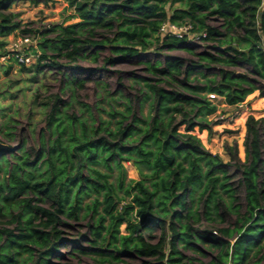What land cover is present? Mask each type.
I'll use <instances>...</instances> for the list:
<instances>
[{
  "label": "trees",
  "instance_id": "obj_1",
  "mask_svg": "<svg viewBox=\"0 0 264 264\" xmlns=\"http://www.w3.org/2000/svg\"><path fill=\"white\" fill-rule=\"evenodd\" d=\"M14 1L0 0V57L10 54L5 38L20 27L8 8ZM63 1L78 21L56 24L41 34L39 53L34 54L37 70L57 66L59 58L71 67L80 59L96 61L95 52L102 47L112 54L103 58V64L162 47L172 49L193 37L200 38L205 50L185 48L195 58L188 64L177 57L146 62L156 77L142 79L148 91L141 99L151 100L146 117L139 118L128 104L123 111L107 112L111 120L90 123L83 114L89 112L85 103L76 102L80 114L73 112V89L83 82L75 83V77L66 80L64 88L74 86L71 98L53 96L47 134L35 146H26L23 139L10 159L0 156V264H50L62 239L63 216L78 219L83 196L89 193L94 194L87 206L93 212L90 246L101 254L100 245L112 248L118 253L110 254L115 260L133 252L155 260L146 264H187L177 243L190 246L199 240L217 250L211 264H264L263 118L249 115L245 120L244 162L237 159L236 146L227 148L239 176L235 187L229 183V164L205 150L195 135V130L211 131L207 118L217 107L208 94L231 108L254 92L264 98V0ZM213 17L221 20L219 26L209 23ZM163 25L188 26V32L176 37L162 32ZM50 32L55 34L52 39L45 36ZM242 65L250 68L247 73L232 70ZM199 68L215 74L204 84L193 85L190 76ZM244 118L245 113L240 123ZM124 162L135 167L137 180L125 183ZM101 166L118 170L116 185ZM198 187L208 219L210 202L220 199V191L229 198L226 208L235 214L234 226L218 229L219 236L212 230L199 232L188 222L194 211L187 201L193 202ZM237 189L244 194L243 212ZM118 190L130 197L128 203ZM121 224L124 235L119 234Z\"/></svg>",
  "mask_w": 264,
  "mask_h": 264
},
{
  "label": "rangeland",
  "instance_id": "obj_2",
  "mask_svg": "<svg viewBox=\"0 0 264 264\" xmlns=\"http://www.w3.org/2000/svg\"><path fill=\"white\" fill-rule=\"evenodd\" d=\"M8 8L17 15L16 19L20 27L6 36V49L10 54L0 57V142L17 146L14 150L16 153L19 152V144L23 139L27 142L26 146H35L41 135L47 134L46 116L49 112V102L52 101L54 95H58L65 101L71 98V85L67 84L64 88L66 80L75 77V83L79 80L83 82L81 88L71 86V88L74 87L72 97L75 107L73 112L77 115L80 114V106L76 102L85 103L89 107V112L84 111L83 114L90 123L92 119H95L97 123L99 120H111L107 112L123 111L128 104L139 118L146 117L149 115L151 100L149 98L141 99L142 94L148 91L142 79H156L154 75L148 72L146 62L155 64L156 62H163L167 58L177 57L184 64H188V60H194L195 58L185 48L191 47L197 51L205 50L204 43L198 45L183 43L172 49L162 47L155 52L148 51L137 57L122 59L113 64H103V58L112 54L108 48L102 47L95 52L97 55L96 61H91V58L80 59L75 67H71L65 65L64 59L59 58L57 66H44L37 70L33 65L36 62L35 56L29 57V61L33 62L30 63L31 65H19L13 61L11 53L15 52L20 56H23L24 52L28 54L39 53L38 41L41 34H44L46 30L56 24H69L78 21V19L72 17V14H74L73 9L68 8L67 3L63 0H16ZM209 23L219 26L221 20L213 17L209 19ZM21 30H32L34 34H23ZM54 35L53 32L45 34L49 39H52ZM24 36L29 37L27 43L24 41L23 43L19 42ZM89 52H94V49ZM48 54H52V52L48 51ZM223 69L229 68L223 67ZM249 69L248 66L243 65L232 68L238 73H247ZM214 74L215 71H206L199 68L190 76V82L193 85H202L206 82V79L211 78ZM181 78L182 76H178L175 79L180 81ZM160 85L162 84L160 83ZM211 102L217 107L216 113L207 118L211 131L208 129L195 130V135L200 139L205 150L213 155H218L223 164H229L227 166L228 174L231 176L229 183L232 187H235L239 176L232 166L234 160L228 154L227 148L236 146L237 159L240 162L245 161V120L249 115L264 120V98L259 96V92H254L236 108L225 106L223 99L219 97ZM244 113L245 118L240 123V118ZM128 117L130 118L131 115ZM2 156L10 159V154ZM123 166L126 184L129 180L139 178L137 170L130 162H124ZM100 169L103 173L107 172L110 175L108 181L116 185L118 170L114 168L108 171L104 166H101ZM201 191V187H198L193 195V202L187 201L194 211L188 222L192 228L199 232L212 230L216 231L219 236L218 229L234 226L235 214L228 207L226 208L229 198L220 191V199L216 202H210L211 215L208 219L204 202L205 197L201 196ZM236 193L237 202L240 204L239 211L243 212L245 205L243 191L237 189ZM118 196H124L125 203L130 201V197L126 196L121 190H118ZM93 200L94 194L92 193L83 196L78 219L63 216L65 223L59 227L63 232L62 239L57 245L59 246L57 251L52 255L53 258H51L50 264L154 263V259L133 252L120 255V258L115 260L110 254L118 256V253L113 251L112 248L100 245V238L97 242L100 245L98 249H102V254L90 246L93 235L88 228V224L93 223L90 218L93 212L87 209V206H91ZM101 208V206L98 208L100 213H102ZM96 216L94 217L96 218ZM109 221V218H107L104 225L107 226ZM125 233V224H121L119 234L124 235ZM103 235L108 239L105 232H103ZM54 245L55 241L51 243V247ZM177 247L187 257V264H211L217 253V250L210 243L199 240L192 241L190 246L178 242ZM40 256L34 257L36 262H39L38 258ZM24 257H27V255H24ZM104 259L107 261H104ZM28 264H31V261Z\"/></svg>",
  "mask_w": 264,
  "mask_h": 264
},
{
  "label": "built area",
  "instance_id": "obj_3",
  "mask_svg": "<svg viewBox=\"0 0 264 264\" xmlns=\"http://www.w3.org/2000/svg\"><path fill=\"white\" fill-rule=\"evenodd\" d=\"M160 30L162 32H168L171 35H174L176 37H181V36H183L184 34H186L188 32V26L177 27L175 25H163ZM203 37H205V34H202V38ZM28 39H29L28 36H24V37L21 38V40L19 42L23 43V41H24L25 43H27ZM22 43H20V44H22ZM187 43H191L193 45H198L199 43H202V41H200V38H198V37H193ZM16 48H18V46H16ZM14 50H12V51H14ZM24 53L25 54L23 56H20L18 53L12 52L11 53V57L14 58L16 63L19 64V65H31L33 62L29 61V57L30 56L34 57L35 55L34 54H28L26 52H24ZM207 96H208V99L210 101H212L215 98H218L215 94H208Z\"/></svg>",
  "mask_w": 264,
  "mask_h": 264
},
{
  "label": "water",
  "instance_id": "obj_4",
  "mask_svg": "<svg viewBox=\"0 0 264 264\" xmlns=\"http://www.w3.org/2000/svg\"><path fill=\"white\" fill-rule=\"evenodd\" d=\"M16 148H17V146H11V145L4 144V143L0 142V156L4 155V154H10Z\"/></svg>",
  "mask_w": 264,
  "mask_h": 264
}]
</instances>
